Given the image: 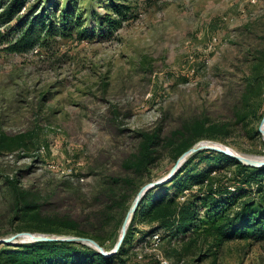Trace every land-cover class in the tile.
Masks as SVG:
<instances>
[{"label":"rangeland","instance_id":"rangeland-1","mask_svg":"<svg viewBox=\"0 0 264 264\" xmlns=\"http://www.w3.org/2000/svg\"><path fill=\"white\" fill-rule=\"evenodd\" d=\"M75 1L82 27L72 37L47 39L22 54L0 47V133L25 135L28 147L0 153V217L6 178L33 186L40 200L51 202L50 211L63 213V198L90 197L101 177L136 149L137 133L158 125L168 134L182 122L230 124L231 134L215 141L264 160V141L256 135L264 117V0ZM111 1L129 5L133 18L102 36L99 17L115 18ZM41 2L51 9L73 4ZM203 145L191 168H235L208 148L216 145ZM173 166L164 156L150 182ZM18 227L7 224L0 232L8 237L20 233ZM141 246L136 252L143 258L132 259L140 264H160V258L169 264H264V242H229L216 258L201 260L207 245L180 260L176 245Z\"/></svg>","mask_w":264,"mask_h":264},{"label":"trees","instance_id":"trees-1","mask_svg":"<svg viewBox=\"0 0 264 264\" xmlns=\"http://www.w3.org/2000/svg\"><path fill=\"white\" fill-rule=\"evenodd\" d=\"M72 1L64 9L58 4L51 9L43 7L41 0H0V28L5 27L0 31V47L22 54L47 39L72 37L82 27L76 1ZM110 8L115 18L111 14L99 17L102 36L111 35L133 18L129 5L111 1ZM231 129L230 124L198 120L182 122L168 134L159 125L139 132L136 149L101 177L90 197L62 199L68 208L63 213L50 211L51 202L40 200L33 186L25 188L17 179L6 178L2 183L6 212L0 226L16 222L17 232L87 237L109 251L113 247L108 244L117 243L123 220L139 190L152 180L157 162L165 156L175 164L195 143L225 139ZM27 148L25 135L0 133V153ZM201 152L188 157L170 181L143 196L117 253L105 257L84 243L35 241L0 245V264H140L132 261L138 259V246L148 245L156 233L161 241L177 246L173 254L178 260L203 245L208 249L200 260L216 258L229 242H264V167L245 165L220 152L219 157L233 162L235 168H191ZM140 224L148 229H137ZM136 232L140 234L137 240ZM7 235L0 232V238Z\"/></svg>","mask_w":264,"mask_h":264},{"label":"water","instance_id":"water-1","mask_svg":"<svg viewBox=\"0 0 264 264\" xmlns=\"http://www.w3.org/2000/svg\"><path fill=\"white\" fill-rule=\"evenodd\" d=\"M259 132L262 135V139L264 141V117L261 121ZM203 143H212L213 145H216V147L208 146V148L215 149L225 155H228L241 163L253 167H264V160L263 159H255V158H249L246 155L243 154H236L235 150L231 147H228L220 142L213 141V140H202L197 143H195L190 149H188L186 152H184L176 161L174 166L169 171L168 175L160 180H155L152 182H149L145 184L138 192L136 198L134 199L131 207L129 208L123 223L121 227V235L115 245V247L111 251H106L97 241L91 238L87 237H80V236H74V235H68V236H56V235H46L42 233H33V232H20L16 233L14 235L8 236V237H2L0 238V245H14L19 243L20 241L24 242H35V241H65V242H78V243H87L90 244L92 247H94L99 253H101L103 256H111L119 251L121 248L124 238L126 236L129 224L133 218V215L135 214L139 203L143 196L150 190L154 189L155 187H158L168 181H170L174 175L179 171L181 165L186 161L188 157L193 155L194 153L202 150L204 148Z\"/></svg>","mask_w":264,"mask_h":264},{"label":"built area","instance_id":"built-area-1","mask_svg":"<svg viewBox=\"0 0 264 264\" xmlns=\"http://www.w3.org/2000/svg\"><path fill=\"white\" fill-rule=\"evenodd\" d=\"M231 173H228V176H230ZM182 200L184 199V197L181 198ZM161 237L159 233L154 234L151 238H150V242L148 245L153 246L154 249L155 247H158L159 244H161ZM137 258L140 260L143 258V256L140 253H137ZM160 264H169V261L165 258H160L159 260Z\"/></svg>","mask_w":264,"mask_h":264},{"label":"crops","instance_id":"crops-1","mask_svg":"<svg viewBox=\"0 0 264 264\" xmlns=\"http://www.w3.org/2000/svg\"><path fill=\"white\" fill-rule=\"evenodd\" d=\"M138 226H141L140 227V229L139 230H146V229H148V227L146 226V225H138ZM139 228V227H138ZM139 235L140 234H138V232H136V235H135V238H136V240L139 238Z\"/></svg>","mask_w":264,"mask_h":264},{"label":"bare ground","instance_id":"bare-ground-1","mask_svg":"<svg viewBox=\"0 0 264 264\" xmlns=\"http://www.w3.org/2000/svg\"><path fill=\"white\" fill-rule=\"evenodd\" d=\"M210 144H212V143H210ZM237 154V153H236ZM250 158V157H249Z\"/></svg>","mask_w":264,"mask_h":264}]
</instances>
